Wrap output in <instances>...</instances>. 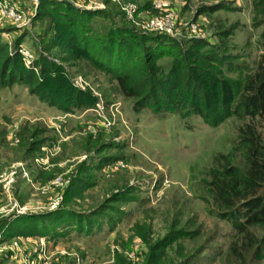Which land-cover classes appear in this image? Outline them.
<instances>
[{"label": "rangeland", "instance_id": "1", "mask_svg": "<svg viewBox=\"0 0 264 264\" xmlns=\"http://www.w3.org/2000/svg\"><path fill=\"white\" fill-rule=\"evenodd\" d=\"M57 1L102 12L99 30L114 18L146 34L144 25L150 20L146 14H151L156 0ZM162 1L178 16L174 37L194 49L217 47L237 56L244 70L262 52L263 8L254 0ZM14 2L31 10V21L25 25L0 16L2 41L14 48L23 39L21 48L35 56L39 42L47 47L53 38L60 40L61 26L58 29L39 17L41 0ZM129 4L138 7L133 18L125 12ZM153 12L152 17L158 14ZM193 25L197 32L191 31ZM51 53L59 62L53 76H44L52 92L62 97L63 104V98L74 91L78 101H96V105L66 112L41 101L24 85L0 84V220L70 209L87 220L86 227L56 229L49 221L40 223L46 231L42 235L0 236V264H30L39 256L47 264H154L149 261L150 245L163 242L174 230L184 236L166 248L167 256L159 264H181L179 244L191 264H264V230L255 229L259 239L249 254L238 259L230 252L237 235L215 213L219 207L209 186L218 154L230 155L237 163L241 159L236 140L242 123L226 109L232 101L225 77L235 81L236 75L210 67L213 75L206 96L197 100L203 115L182 117L137 109L112 74L78 52L64 56L60 49H52ZM172 60L169 56L158 60L165 75ZM171 82L167 81L169 89ZM181 86L168 95L169 100H190V89ZM79 90L83 94H77ZM98 102L103 103L105 115L94 111ZM23 137L29 140L24 142ZM34 141L40 146L37 150H31ZM83 165L92 168V186L81 198L66 202ZM104 208L105 213H98ZM138 228L143 235L136 233Z\"/></svg>", "mask_w": 264, "mask_h": 264}, {"label": "trees", "instance_id": "2", "mask_svg": "<svg viewBox=\"0 0 264 264\" xmlns=\"http://www.w3.org/2000/svg\"><path fill=\"white\" fill-rule=\"evenodd\" d=\"M254 2L263 8V16L260 19L262 24L264 0ZM101 13L81 10L70 2L41 0L39 17L49 19L56 27L60 25L64 34H61L60 40L53 38L47 47L39 42L30 65L25 63V56L21 52L23 39L17 41L15 47L11 48L0 38V84L24 85L41 101L50 106L63 108L66 112L75 113L92 108L96 101L93 103L78 101L74 91L71 97L63 98L66 102L63 104L62 97H57L58 94L55 95L44 81V76H53L59 65L58 60L52 56V49H60L64 56L78 52L90 59L100 70L112 74L122 94L136 101L137 109L151 108L158 113L171 112L188 117L193 114L203 115V107L197 100L202 99L203 95L206 96L205 87L210 85L209 81L213 75L210 67L225 75L226 73L236 75L235 81L225 77V83L230 87L227 95L230 96V102L232 101V104H226V109L242 123L238 127L236 140V151L241 152V159L237 163L230 155L218 154L215 158V169L210 175L209 186L219 207L215 213L227 220L237 235L236 241L230 245V252L238 259L244 257L245 253L249 254L257 245L256 241L259 238L255 229L264 230V36L261 41L262 52L254 65L245 64L244 70L239 66L244 63L237 62V56L217 47L197 50L190 46L192 44L186 43L187 41L177 40L164 33L144 34L136 30L131 23L119 24L114 18L106 20L105 24L102 23L103 29L99 30L96 25L101 23L99 18ZM222 39L226 38L222 36ZM191 55L193 58H190ZM166 56L171 57L173 62L165 75L158 60ZM200 62L206 65L202 66ZM167 81L171 82L170 89L167 87ZM235 82H238L239 88H235ZM179 84L183 89H190V100H169L168 95L179 92ZM80 92L83 91L79 90L76 93ZM222 95H225V92ZM28 140L29 137H23L24 142ZM31 144H33L31 150L40 148L35 145V141ZM79 174L78 179L69 188L66 202L81 198L84 191L92 186L91 167L80 166ZM105 212L106 208L98 213L102 215ZM77 213L66 209L50 214H23L11 221L5 218L0 220V236L7 238L30 234L42 235L46 231H42L39 225L41 222L44 225L49 221L56 224V229L64 225L75 226L80 231L85 230L87 220ZM136 231L139 235L143 233L140 228ZM177 232L174 230L162 240L163 242L150 245V262L159 264L164 260L167 256L166 248L180 236H184H177ZM260 247L262 246L259 245L258 249ZM182 249L183 246L179 244L177 252L183 259L180 263L191 264V259L186 258Z\"/></svg>", "mask_w": 264, "mask_h": 264}, {"label": "built area", "instance_id": "3", "mask_svg": "<svg viewBox=\"0 0 264 264\" xmlns=\"http://www.w3.org/2000/svg\"><path fill=\"white\" fill-rule=\"evenodd\" d=\"M33 3L38 4L39 0H32ZM136 4H129L125 8V12L129 18H133L137 11ZM158 11V14L156 11ZM31 11V10H30ZM30 11H27L26 8L22 7L20 4L15 3L14 0H0V16L1 18H6L13 20L15 22L28 25L31 18L29 17ZM156 13H154V12ZM152 12L156 15L150 16ZM151 14L149 15L150 20L147 21L144 25V28L147 33H164L172 37L176 36L178 33V16L176 12L168 7L162 0H156L154 2ZM195 25L192 26L191 31H196ZM21 52L24 54L25 59L27 60V65L32 63L34 56L25 49L21 48ZM100 116L104 114V105L101 102L97 103V107L94 109ZM109 120L108 118H106ZM111 123V120H109ZM30 264H47L43 261V258L39 256V261L32 260Z\"/></svg>", "mask_w": 264, "mask_h": 264}]
</instances>
